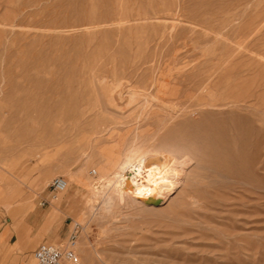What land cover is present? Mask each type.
Listing matches in <instances>:
<instances>
[{
	"label": "rangeland",
	"instance_id": "374dc122",
	"mask_svg": "<svg viewBox=\"0 0 264 264\" xmlns=\"http://www.w3.org/2000/svg\"><path fill=\"white\" fill-rule=\"evenodd\" d=\"M155 153L181 176L119 199ZM63 224L81 264H264V0H0V227Z\"/></svg>",
	"mask_w": 264,
	"mask_h": 264
},
{
	"label": "bare ground",
	"instance_id": "6f19581e",
	"mask_svg": "<svg viewBox=\"0 0 264 264\" xmlns=\"http://www.w3.org/2000/svg\"><path fill=\"white\" fill-rule=\"evenodd\" d=\"M128 165L129 171L131 172L130 175L126 176L125 170L123 169L122 173H117V175H114L115 177H113V179L107 180V183L112 182L116 184L114 188H116L115 190L119 199H122L125 195L140 200L153 199L171 187L176 182V178L182 174H180L182 171L174 159L170 155H163L161 153L147 154L135 163L129 162ZM75 180L78 185L77 191H79L80 182L78 183L77 177H75ZM65 182L66 189L56 197L55 204H58L60 198L66 195L69 187H71L70 181L65 180ZM101 190L102 189L97 186L96 188H92L93 197L95 199H98V196L101 195ZM103 193L104 192H102V194ZM94 203L93 201V204Z\"/></svg>",
	"mask_w": 264,
	"mask_h": 264
},
{
	"label": "crops",
	"instance_id": "0c3cea01",
	"mask_svg": "<svg viewBox=\"0 0 264 264\" xmlns=\"http://www.w3.org/2000/svg\"><path fill=\"white\" fill-rule=\"evenodd\" d=\"M51 197V195L49 196ZM44 199V198H42ZM21 204V203H18ZM56 212H61L59 208L57 207L56 204H54ZM56 214L51 216L52 218H49V221H54V217ZM37 216L41 217V221H45L46 219L48 220L49 213H44L41 212L37 214ZM60 216H58L56 220H58ZM65 223L67 221H70V217H63L62 219ZM71 224H63L60 228L57 229L55 233L52 235H41V234H36L34 237H29L30 241L27 242L28 237L26 233H19L18 236H16V239L13 240V235H12V227L11 226H6L9 228V231H4L3 230L6 227H0V264H24L23 261V255L31 253V256L33 257V252L34 250L44 242H55L59 243L63 236L66 234L69 235L71 231ZM45 240L41 242L34 250H31L32 247H34L39 240ZM27 242V243H26ZM64 246V245H61Z\"/></svg>",
	"mask_w": 264,
	"mask_h": 264
},
{
	"label": "built area",
	"instance_id": "2783aa9c",
	"mask_svg": "<svg viewBox=\"0 0 264 264\" xmlns=\"http://www.w3.org/2000/svg\"><path fill=\"white\" fill-rule=\"evenodd\" d=\"M90 175L94 176L95 171H91ZM65 189L66 182L64 178L55 177L49 185L51 199H56ZM48 204L49 202L47 200H43L40 206H46ZM77 229L78 225H74L68 235V242L64 246L46 242L41 243L33 252L35 264H81L76 251L71 246L78 232Z\"/></svg>",
	"mask_w": 264,
	"mask_h": 264
}]
</instances>
